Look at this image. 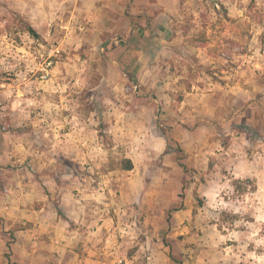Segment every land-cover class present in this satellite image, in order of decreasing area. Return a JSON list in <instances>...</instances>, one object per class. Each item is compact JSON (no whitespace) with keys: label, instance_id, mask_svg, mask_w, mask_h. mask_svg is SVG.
<instances>
[{"label":"clouds","instance_id":"clouds-1","mask_svg":"<svg viewBox=\"0 0 264 264\" xmlns=\"http://www.w3.org/2000/svg\"><path fill=\"white\" fill-rule=\"evenodd\" d=\"M0 264H264V0H0Z\"/></svg>","mask_w":264,"mask_h":264}]
</instances>
